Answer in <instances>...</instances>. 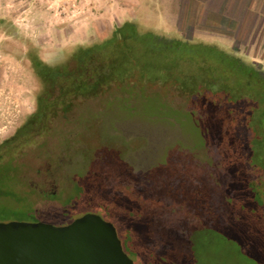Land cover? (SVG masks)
<instances>
[{
    "label": "rangeland",
    "instance_id": "rangeland-1",
    "mask_svg": "<svg viewBox=\"0 0 264 264\" xmlns=\"http://www.w3.org/2000/svg\"><path fill=\"white\" fill-rule=\"evenodd\" d=\"M206 3L0 0V144L36 110L43 83L31 54L65 60L126 21L216 44L264 69V0H243L236 16ZM185 57L162 58L158 74L147 68L177 83H115L12 152L18 176L0 170V221L63 225L97 213L136 264H264V183L250 166L248 103L183 90L178 83L203 85Z\"/></svg>",
    "mask_w": 264,
    "mask_h": 264
},
{
    "label": "trees",
    "instance_id": "trees-1",
    "mask_svg": "<svg viewBox=\"0 0 264 264\" xmlns=\"http://www.w3.org/2000/svg\"><path fill=\"white\" fill-rule=\"evenodd\" d=\"M177 52L188 53L191 57L182 61H192L202 75V87L191 91L178 83L183 90L204 93L212 101L248 103L244 123L248 127L250 166L255 170L256 181L264 183V69L235 51L143 30L135 21L118 25L112 36L101 42L78 46L67 59L56 63L31 54L43 89L37 95L36 110L12 137L0 144V170L5 167L8 172L5 178L14 180L18 176L12 152L50 132L55 120L68 117L81 99L97 97L115 83L134 79L143 83H175L158 75L152 78L147 68L152 67L149 71L158 74L162 71L160 60L165 57L171 61ZM34 211L39 216L43 213Z\"/></svg>",
    "mask_w": 264,
    "mask_h": 264
},
{
    "label": "water",
    "instance_id": "water-1",
    "mask_svg": "<svg viewBox=\"0 0 264 264\" xmlns=\"http://www.w3.org/2000/svg\"><path fill=\"white\" fill-rule=\"evenodd\" d=\"M0 264H136L117 227L97 213L63 225L0 221Z\"/></svg>",
    "mask_w": 264,
    "mask_h": 264
},
{
    "label": "crops",
    "instance_id": "crops-1",
    "mask_svg": "<svg viewBox=\"0 0 264 264\" xmlns=\"http://www.w3.org/2000/svg\"><path fill=\"white\" fill-rule=\"evenodd\" d=\"M199 1V0H198ZM202 1H207V6H210L211 5V7H212V9L213 8H216V6L214 5H212L211 3L212 2H217V3H221L220 4V7L222 6L223 8L225 7L226 9H227V11H229V13H227V14H234L235 16L238 14L237 13V10L239 9L240 11H243V0H202ZM240 3V4H239ZM219 7V6H218ZM211 9V10H212ZM233 9V10H232ZM227 11H225V12H227ZM233 11H235V13L233 12Z\"/></svg>",
    "mask_w": 264,
    "mask_h": 264
}]
</instances>
